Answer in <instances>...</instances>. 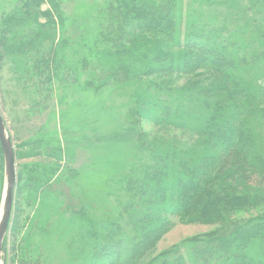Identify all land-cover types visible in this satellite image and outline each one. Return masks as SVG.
Returning a JSON list of instances; mask_svg holds the SVG:
<instances>
[{
  "label": "trees",
  "instance_id": "obj_1",
  "mask_svg": "<svg viewBox=\"0 0 264 264\" xmlns=\"http://www.w3.org/2000/svg\"><path fill=\"white\" fill-rule=\"evenodd\" d=\"M245 1L106 0L95 34L80 38L75 58L68 59L61 0H16L1 17L0 70L4 57H21L17 79L38 86L66 80L64 71H73L75 80L86 73L78 87L96 96L110 90L131 104L127 125L106 137L132 142L136 150L135 164L116 181L123 194L119 210L106 215L105 225L91 224L87 249L75 254L74 264H264V107L258 106L264 89L257 88L264 80V0ZM216 4L233 6L241 27L234 30L230 13L221 15ZM238 35L248 36L238 41ZM204 70L211 77L194 83ZM162 74L195 81L181 87L150 78ZM139 119L181 131L200 146L183 147L166 134L147 146L142 133L136 136ZM43 138L34 147H46ZM40 170L42 178L23 182L21 176L17 185L29 207L48 193L59 168ZM16 209L13 233L23 213L19 204ZM251 209L259 212L231 218ZM171 215L222 226L151 256L173 225ZM19 249L25 259L24 246Z\"/></svg>",
  "mask_w": 264,
  "mask_h": 264
},
{
  "label": "rangeland",
  "instance_id": "obj_2",
  "mask_svg": "<svg viewBox=\"0 0 264 264\" xmlns=\"http://www.w3.org/2000/svg\"><path fill=\"white\" fill-rule=\"evenodd\" d=\"M105 1L61 0V10L65 17L64 40L69 42L63 51V54L68 55L65 59L74 57L75 51L79 49L77 44L80 38L84 40L93 37L98 22L97 10ZM241 1L242 4L247 3L245 0ZM15 2L16 0H0V24L1 17L15 7ZM48 7V3L42 5L43 9ZM215 7L221 15L230 13L231 27L234 30L235 25L236 28L241 27L243 21L241 17H237L233 6L216 4ZM250 20L253 24V17ZM41 21H45V18L41 17ZM60 32L59 29L58 35ZM250 35L258 36L254 29ZM246 36L248 35L244 37ZM238 38V41L243 39L239 35ZM249 44L252 48L257 47L256 40ZM3 60L0 70V108L13 138L17 163L14 205L3 242L5 264H74L75 254H80V257L83 250L87 249L84 246L91 224L99 222L98 227L103 226L106 215L119 210L118 202L123 194L116 185L117 178L128 163L134 165L136 162L132 160L133 154H136V150L130 145L132 142L106 139L108 135L111 136L127 125L130 101L117 97L116 92L112 95L110 90L96 96L91 90L78 87L77 82L83 83L87 78L86 73L81 80H75L73 71H64L63 77L66 80H41L40 87L35 83L31 85L32 82L28 84L25 80L17 79L18 63H24L23 58L6 56ZM196 77L199 80L194 83L206 80L211 77V73L204 70ZM150 78L165 80L171 86L181 87L195 81L194 77L188 80L189 77L186 76L169 74ZM258 85V91L261 92L264 80H258ZM258 106L262 108L264 103L259 102ZM137 131L136 136L142 133L148 142L147 146L163 134L180 140L183 147L184 143L188 147L200 146V140H194L181 131L159 127L146 119H139ZM39 136H44L46 147H34L35 139ZM1 154L0 205L4 181L3 152ZM35 164H39V168ZM54 164L59 170L50 181L48 193H42L43 196L38 198L33 207L27 206L24 198L21 199L17 194L21 176L23 182L27 177L40 179L43 177L40 169ZM33 166L36 170L30 172ZM67 169H70L71 180L67 179ZM58 176L56 183L54 181ZM26 192L29 191L25 190V194ZM17 204L22 207L23 213L20 228L13 233ZM258 212V209L235 212L231 218L244 219ZM170 218L173 225L159 240L151 256L180 244L190 236L222 226L220 223L184 222L177 215H171ZM19 245L25 248V259L21 256Z\"/></svg>",
  "mask_w": 264,
  "mask_h": 264
},
{
  "label": "water",
  "instance_id": "obj_3",
  "mask_svg": "<svg viewBox=\"0 0 264 264\" xmlns=\"http://www.w3.org/2000/svg\"><path fill=\"white\" fill-rule=\"evenodd\" d=\"M0 143L4 156V181L0 205V264H5L3 242L12 215L17 183V163L13 138L0 108Z\"/></svg>",
  "mask_w": 264,
  "mask_h": 264
}]
</instances>
